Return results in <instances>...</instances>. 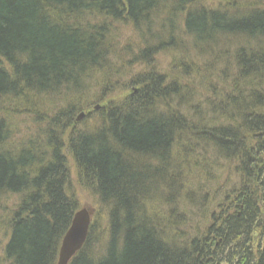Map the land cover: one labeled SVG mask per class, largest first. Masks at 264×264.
<instances>
[{
    "label": "trees",
    "instance_id": "1",
    "mask_svg": "<svg viewBox=\"0 0 264 264\" xmlns=\"http://www.w3.org/2000/svg\"><path fill=\"white\" fill-rule=\"evenodd\" d=\"M262 5L0 0V203L19 197L0 216L9 230L0 264H57L79 210L68 157L78 183L109 210L107 239L97 241L92 226L70 264H264ZM162 56L171 58L165 70L155 67ZM129 72L134 89L112 100L111 85ZM200 83L207 88L198 102ZM58 97L106 104L84 128L76 124L81 101L49 114ZM20 115L34 118L35 133L17 142L12 119ZM217 159L230 177L210 193ZM182 170H193L183 183ZM194 179L201 199L190 192ZM181 195L197 212L166 223L189 227L200 215L210 224L177 241L151 209ZM216 198L223 201L213 206ZM257 227L263 243L255 247Z\"/></svg>",
    "mask_w": 264,
    "mask_h": 264
},
{
    "label": "rangeland",
    "instance_id": "2",
    "mask_svg": "<svg viewBox=\"0 0 264 264\" xmlns=\"http://www.w3.org/2000/svg\"><path fill=\"white\" fill-rule=\"evenodd\" d=\"M214 0H210L211 3H213ZM249 1H254V0H249ZM257 1V0H256ZM258 3V2H257ZM255 3V4H257ZM261 3L263 4L262 6H264V0H261ZM130 35V33L128 34V36ZM127 37V35H125ZM129 39V37H127ZM217 55L214 54L213 59L216 57ZM224 58V57H223ZM171 62V58H166V56H162L161 58V63H156L155 67L160 66V68H162L163 70L166 69V67L170 64ZM134 75L132 72H129L127 75H125L123 78H118V80L114 81L113 84L111 85L112 88L115 90V94L112 96V100H123V98L125 96H127V94H129L134 87H132L131 85V80L133 79ZM207 87H205L202 83L200 84H194L193 85V91L195 93H198L201 91L202 89V93H200L198 95V97L196 98V100L199 102L201 101V99L204 98L203 95V91L206 89ZM124 89H126L127 91L125 92ZM186 90H191L190 86H188V88H186ZM95 91H92V94L90 95V99H94L95 97ZM125 93V94H123ZM122 96V97H121ZM118 98V99H117ZM82 98L79 99H73V98H68V97H58V98H54L55 101H52L49 105V114L51 112H53L57 107H60V105L62 107H66V106H74L76 105L79 101H81ZM59 105H58V104ZM105 103L99 104V103H91V101L84 99L83 101H81L80 103L77 104V106H81L83 108H85L86 112H81L76 116V120L79 118V116L84 113L83 118H81L79 121H76V124L81 125V127H95V125L97 124V120H98V116L94 113L97 112L101 106H103ZM92 106L90 109H87L89 106ZM8 107V106H7ZM10 108V107H9ZM8 110H12V109H6L5 114L4 115H8ZM28 121H27V120ZM34 118L30 115H20L18 117H15L12 119V125H13V129L15 131V138L17 137L18 141L20 142L22 139L28 137L29 135H32L35 133V125L33 123ZM67 154V153H66ZM68 156V155H67ZM216 161L218 165L216 169V171L219 173L217 175V179H215L218 183L215 182H208V189L211 192H216L221 185L222 182H226L229 177V169L227 167V162L223 161V160H219ZM68 165H69V171H70V177H71V186H72V191L76 197V200L78 202L79 205V211H81L82 209H87L90 212L91 215V226L90 229L92 228V226H94V230L97 234L98 240L97 241H102L104 240V238L106 237L107 239V230H108V216H109V210L105 207H103L102 205L99 204L98 199L92 194L90 193L88 190H86L80 183H78V179H77V172H76V168L75 165L73 163L72 158L68 157ZM183 172L184 170H182V172H180L179 174V182L183 183L185 180H188L191 177V172H193V170H187L184 172V174H186L187 176H183ZM188 177V179H186ZM204 187L202 184V181L200 179H194L193 180V184L191 186V194H197L195 195L196 198L201 199L202 196H199V193H201V190L204 193ZM187 192V189H186ZM221 196L220 199H222V190H221ZM202 194V193H201ZM184 196L181 195L178 202L176 203V205L166 208L163 205V201L159 198H157L154 202H159L156 204H153L152 207V215L153 216H157L160 221V227L162 230V233L166 234L168 237H170L171 239L180 241L181 239H177L175 238V236L179 233L181 237L186 236V233H190L193 234L196 231H200L203 232L206 230V227L209 226L210 224V220L209 218H205L207 221L206 223H204L203 221L200 220V215L195 217V219L193 220V222L189 225V227H181L180 225L178 227H170L169 224H167V220H166V216L170 217L172 220H175L177 218V216H182L185 213L189 212V214L185 217L187 218H192V216L194 215V213L197 212V206H188L186 203H184ZM219 198L216 199H212L213 201V206L221 203V201ZM19 197H11V198H6L3 201H1L0 203V216L3 215L5 218L9 217L10 214L12 213L13 209L15 208L16 203H18ZM161 202V203H160ZM183 204V206H182ZM214 208H212L211 211H213ZM76 212V213H77ZM175 213V214H172ZM208 213H210V210H208ZM212 213V212H211ZM186 215V214H185ZM184 219V218H183ZM182 221V220H181ZM0 225H5V223L1 220L0 218ZM170 227V228H169ZM3 229L0 232V256L3 255L4 253V249L5 246L7 244L8 241V237H9V230L7 227L3 226ZM209 228V227H208ZM254 236H258L254 241L255 243V247L258 245V243H263L262 240H259L260 238V227H257V229L255 230V233H253ZM190 240V239H188ZM97 248V247H96ZM102 248L100 249L101 252Z\"/></svg>",
    "mask_w": 264,
    "mask_h": 264
},
{
    "label": "water",
    "instance_id": "3",
    "mask_svg": "<svg viewBox=\"0 0 264 264\" xmlns=\"http://www.w3.org/2000/svg\"><path fill=\"white\" fill-rule=\"evenodd\" d=\"M90 226L91 215L87 209H82L74 215L71 226L63 237L57 264L71 263L86 244L90 233Z\"/></svg>",
    "mask_w": 264,
    "mask_h": 264
},
{
    "label": "bare ground",
    "instance_id": "4",
    "mask_svg": "<svg viewBox=\"0 0 264 264\" xmlns=\"http://www.w3.org/2000/svg\"><path fill=\"white\" fill-rule=\"evenodd\" d=\"M256 7H259L260 6V3H257L256 5H255ZM81 115H83L84 116V113H82ZM80 115V116H81ZM80 116H79V118L77 119V121H79L81 118H80ZM83 116H82V118H83ZM27 120V119H26ZM28 121V120H27Z\"/></svg>",
    "mask_w": 264,
    "mask_h": 264
}]
</instances>
